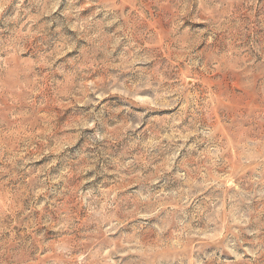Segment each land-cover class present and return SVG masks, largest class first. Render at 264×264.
I'll return each mask as SVG.
<instances>
[{
	"label": "rangeland",
	"instance_id": "1",
	"mask_svg": "<svg viewBox=\"0 0 264 264\" xmlns=\"http://www.w3.org/2000/svg\"><path fill=\"white\" fill-rule=\"evenodd\" d=\"M0 264H264V0H0Z\"/></svg>",
	"mask_w": 264,
	"mask_h": 264
}]
</instances>
